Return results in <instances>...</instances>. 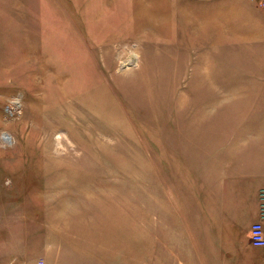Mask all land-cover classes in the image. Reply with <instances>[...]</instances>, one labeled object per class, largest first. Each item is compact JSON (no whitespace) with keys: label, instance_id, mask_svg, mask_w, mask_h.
I'll return each mask as SVG.
<instances>
[{"label":"rangeland","instance_id":"rangeland-1","mask_svg":"<svg viewBox=\"0 0 264 264\" xmlns=\"http://www.w3.org/2000/svg\"><path fill=\"white\" fill-rule=\"evenodd\" d=\"M178 4L0 0V264L209 261L166 241L165 197H196L213 164L207 128L264 107V82L201 81L198 21L166 11Z\"/></svg>","mask_w":264,"mask_h":264},{"label":"crops","instance_id":"crops-1","mask_svg":"<svg viewBox=\"0 0 264 264\" xmlns=\"http://www.w3.org/2000/svg\"><path fill=\"white\" fill-rule=\"evenodd\" d=\"M176 2L181 7L176 8L175 14L172 5L166 10L172 17L183 18L184 27L194 26L192 19L198 21L199 49L205 50L203 56H198L205 59L200 63L201 74L206 75L201 81L264 82V71L238 73L242 59L264 64V9L253 0ZM213 65L221 66L222 72L208 73ZM230 86L225 91L232 93L226 95L241 91L235 89V84ZM259 92L261 95L256 97H264L263 91ZM252 108L256 111L249 110L244 122H215L207 128L213 131L207 135L213 141V164L199 166L196 197L182 192L172 200L168 193L165 197L166 241L169 242L170 235L175 242L188 241L192 253L199 248L204 252L209 249V261L205 264H264V249L251 243L252 226L261 218L260 192L264 189V107ZM199 139L202 141V133ZM152 191L154 202V187ZM151 219L157 227L159 218L154 203ZM177 257L174 256V264H179ZM192 257V263L199 264L197 257Z\"/></svg>","mask_w":264,"mask_h":264},{"label":"built area","instance_id":"built-area-1","mask_svg":"<svg viewBox=\"0 0 264 264\" xmlns=\"http://www.w3.org/2000/svg\"><path fill=\"white\" fill-rule=\"evenodd\" d=\"M18 101L19 99H14L10 105L7 106L5 111L8 117H15L22 112ZM5 140L9 141L10 137L5 138ZM260 217V221L252 226L251 243L255 248L264 249V189L260 192ZM38 264L46 263L40 262Z\"/></svg>","mask_w":264,"mask_h":264}]
</instances>
